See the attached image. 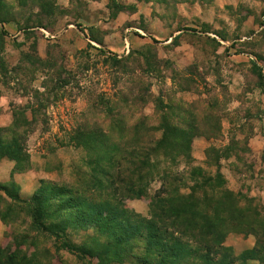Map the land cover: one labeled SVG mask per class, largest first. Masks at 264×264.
Wrapping results in <instances>:
<instances>
[{
	"label": "rangeland",
	"instance_id": "1",
	"mask_svg": "<svg viewBox=\"0 0 264 264\" xmlns=\"http://www.w3.org/2000/svg\"><path fill=\"white\" fill-rule=\"evenodd\" d=\"M0 38L9 68L25 55L48 56L62 81L54 96L38 71L0 84V128L33 123L25 170L0 183V264H141L63 249V238L75 248L91 236L105 243L93 222L103 202L125 214L116 225L155 226L152 246L144 233L136 241L141 260L264 264V0H0ZM107 52L130 55L131 72L114 73ZM134 85L148 91L145 102ZM141 123L143 142L163 134L191 142L141 169L133 142ZM77 124L107 146L91 155L72 146ZM112 154L123 158L115 163ZM21 181L26 199L16 197ZM177 197H191L188 212L209 224L193 220L196 230L183 232L170 212L159 215L155 207L182 206Z\"/></svg>",
	"mask_w": 264,
	"mask_h": 264
},
{
	"label": "trees",
	"instance_id": "2",
	"mask_svg": "<svg viewBox=\"0 0 264 264\" xmlns=\"http://www.w3.org/2000/svg\"><path fill=\"white\" fill-rule=\"evenodd\" d=\"M192 31V30H191ZM2 36H6V33L2 32ZM1 41V38H0ZM104 53V52H102ZM109 56L105 58L106 63L110 62V65H112V68L114 69V73L122 72V75L126 73H130L133 69L131 66H128L127 63H130V55L126 58H121L120 60H117V56H115L112 53L107 52ZM21 63L19 65L17 64L14 67H8V65L5 63L1 57H0V84L3 86L6 84L8 80L13 81L12 78H10V75H15L16 72L19 70L26 71L33 73L34 71H38L42 73L46 78L47 81L42 84L41 88L48 92V94L56 95V90L59 89L62 84V81L59 79V75L53 65L56 64V62L52 61L50 57L47 56L46 59L42 60L37 55H25L23 58H21ZM131 67V68H130ZM25 68V69H24ZM63 69V68H62ZM57 79V80H56ZM16 81V79H15ZM137 92L139 99H136V101L139 102H145V96L148 91H143L141 88L137 89V85H134ZM21 89L26 90L27 87L19 85ZM36 94L39 92L36 90ZM48 101V99H47ZM32 113L36 114L38 113L37 108H32ZM164 120L160 119L159 121V127L166 133L167 125L164 124ZM33 126L32 122H24L19 123L16 119L13 120V123L8 126L7 128H0V162L4 159L10 160L14 163V167L12 169L13 172L18 171H24L23 167L21 166V162L28 159V154L26 152L25 147V139L24 136L26 133H30V129ZM76 126V127H75ZM75 127V128H74ZM86 125H74L71 127V131L68 133L69 142L72 143L75 148L82 149L84 152L89 155H91V152L95 151L99 145L104 144L103 147L107 146V141L103 142L100 138L97 139V137H93L91 132V129H86ZM136 127V126H135ZM138 128H140V133L137 135V140L133 142L136 143V147L139 149L138 152H142L141 155H139L140 160L138 161V166H140L141 169L147 168L150 165V159L153 157L157 152L163 151L166 148H174L175 146L179 149L177 152L182 153L183 147L189 146L190 142L186 143L184 140H175L172 141L170 135L168 134V137H166L165 134L161 136L160 139L154 140L153 138H147L145 137V140L143 142V138H141V135H145L147 130L145 129V123H141L138 125ZM151 128V127H148ZM159 129V128H158ZM151 130H154L152 128ZM22 131V132H20ZM157 131V129H155ZM120 144H116L115 147L120 148ZM130 146V143L128 144ZM127 146V147H128ZM101 148V147H100ZM125 148V147H124ZM118 149V148H117ZM181 149V150H180ZM103 152L107 151L102 150ZM138 154V153H137ZM129 156V155H128ZM122 156H118L115 154H112V157H110V160L113 162H118L120 159H122ZM21 168V169H20ZM167 176H162L161 180L165 181L167 180ZM112 181L119 182V177L115 178V180L112 179ZM128 183H131L130 181ZM5 196L9 199L15 200V196H11L10 193L6 188L1 189ZM127 193L133 192L132 187L127 188ZM229 195V193H228ZM231 195V194H230ZM17 197V196H16ZM18 198V197H17ZM156 201V204L158 206V203L161 204L162 201L159 199V196L153 197ZM178 201H184L182 203V206L177 207L174 210H171V208H165V207H155L157 212L160 214L169 213L172 214L173 217H175V220L171 224L174 227H179L181 225V228L183 232L188 231H195L197 224L194 223L193 220H199L203 223L209 224L207 222L206 216L201 215L200 213H194V212H188V201L191 199V197L183 198V197H177ZM152 200L150 199V203L152 206ZM105 202H103V205L95 206V209L98 214L100 215V220L95 221L94 225L99 230L98 231V237H102L105 240V243H99L98 238L96 236L89 237L88 240H85V243L82 244L81 247L75 248L71 246L66 238H63L62 247L64 250H66L69 253L77 254V256L81 259H85L86 257L90 256L91 259L95 258V254L99 256L103 255L105 257H108L111 260H114L115 262H125L128 258H136L139 259V263L141 264H152L150 260V256H148L146 259L141 260L140 254L138 252H135L134 250H137L136 247V241L139 237L143 235L145 240L148 242V246H152L154 242L157 240V233H155L156 228L152 224L151 226H143L142 228L140 226H137L136 228L132 227V224L129 223V225L123 226V224L116 225L117 222H115V219L119 217V215H125L122 212H117V210L111 208L109 205H107ZM98 208V209H97ZM102 212L106 213V216L104 218ZM153 215H151L152 217ZM83 224H87V221L84 220L85 218H81ZM206 220V222H205ZM126 221V220H125ZM142 222L145 220H141ZM177 221H180V224H176ZM127 222V221H126ZM143 224V223H142ZM146 224V222H144ZM178 225V226H177ZM205 225L199 226L198 228L201 229ZM143 229V230H140ZM198 229V230H199ZM263 230V229H261ZM142 231V232H141ZM181 232V233H183ZM91 241L92 243L88 242ZM94 246L95 252L93 249H91ZM150 251V252H149ZM171 253V251H169ZM160 253V252H159ZM145 254L153 255L154 253L151 252V250L145 251ZM163 256L165 258L169 257V253L165 252L163 253ZM153 257V256H152ZM90 259V260H91ZM157 264H166L165 260L160 261V263Z\"/></svg>",
	"mask_w": 264,
	"mask_h": 264
},
{
	"label": "crops",
	"instance_id": "3",
	"mask_svg": "<svg viewBox=\"0 0 264 264\" xmlns=\"http://www.w3.org/2000/svg\"><path fill=\"white\" fill-rule=\"evenodd\" d=\"M12 166L13 165L11 163H9V162H3V163L0 164V183L6 182L8 179L10 180L12 178L11 177L12 176ZM24 183L25 182L21 181L20 184H19V194L17 196L19 199H26V198H23V197H24V195L26 196L27 193H28L26 191V189L28 187ZM1 227H2V225L0 224V235H1V231H2Z\"/></svg>",
	"mask_w": 264,
	"mask_h": 264
}]
</instances>
